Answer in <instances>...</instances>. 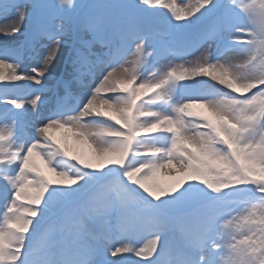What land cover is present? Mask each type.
Here are the masks:
<instances>
[{"label": "snow or ice", "instance_id": "snow-or-ice-1", "mask_svg": "<svg viewBox=\"0 0 264 264\" xmlns=\"http://www.w3.org/2000/svg\"><path fill=\"white\" fill-rule=\"evenodd\" d=\"M83 7L0 3V264H264V0Z\"/></svg>", "mask_w": 264, "mask_h": 264}, {"label": "rangeland", "instance_id": "rangeland-1", "mask_svg": "<svg viewBox=\"0 0 264 264\" xmlns=\"http://www.w3.org/2000/svg\"><path fill=\"white\" fill-rule=\"evenodd\" d=\"M34 1L35 0H27V2H29V3H33ZM13 2L23 3V2H25V0H0V3H4V4H11ZM55 2H58V0H40L39 3L40 4L41 3L42 4H44V3L51 4V3H55ZM75 2L77 4H79V5H84L86 0H75ZM90 2L91 3L83 11V13H102L105 10L103 8H101V7H95V6H101V5H105V4H109V3L123 2V0H91ZM133 2H134V0H133ZM168 2H171V1L168 0ZM227 2H228L227 0H220V3H227ZM195 3H196V0H175L176 9H179V8L184 7L186 5H194ZM30 10L31 9H29V11ZM153 10L154 11H160V12L164 11V12H167L166 14L170 15V13L168 12L167 9H162L161 8V9H153ZM9 13L15 14V10L13 9V10L9 11ZM61 23H62L61 20H59V19L55 20V24L56 25L59 26ZM173 23H175V21H173ZM65 24L67 26V22H65ZM80 35H82L85 40H92L93 39L92 33H90V32H83V33H80ZM23 38H24V36H18L15 39H9V37H6L4 35H0V46H5V45L8 46V47L22 46L23 45ZM73 39H75L77 41V43L75 45L79 46L78 40H77V33L75 31V24H73L70 27L69 35L66 37V45L68 46L69 49H71L70 43H71V41ZM103 50H104V46L101 43H99V42H95L92 45L91 53H89V50L87 48L83 49V51L86 54H88V60L84 63V65L82 67L81 75L78 78V80L73 82L72 85H71L70 95H69V99H68V102L70 104H74L75 103V99L74 98L79 94V92L81 91L83 85L85 83L90 84L92 82V77H91V75L89 73L88 61L95 60V55L94 54L95 53H99V52H101ZM202 50L203 49H201V51ZM149 51H151V49H149ZM198 53L199 52H197L195 55H192V56H186L183 59L175 57L172 53H165L166 54L165 57H167L166 59H163V58L159 57V59H160L162 64H159L158 61L154 62L152 64V66L149 67V70L145 73V75L152 76L154 73L155 74H158V73L160 74L159 68L162 67V65L164 63L169 62V61H170L169 63H174V64H177V65L183 64L184 67H186V68L190 67L191 64L199 58L200 55L198 56L197 55ZM242 60H243V58L240 59V60H237V62H242ZM29 63H31V61L26 60L25 64L27 65ZM62 68H63L62 64L57 66L56 71L53 72V77L54 78L57 76L58 72L62 71ZM209 82H211V81H209ZM16 83H25V82L21 81V82H16ZM139 83H140V80L137 79L136 84L132 85V87L138 86ZM181 83H185V82L182 81ZM217 87H221V86L217 85ZM49 88L50 89H54L55 88V80L50 81ZM224 90L227 91V89H224ZM61 94H63V89H61ZM102 95H116V94L115 93H107V94L102 93ZM50 99H51V95L46 97V100H50ZM143 99H147V95L143 96ZM154 106L155 105H153L152 107H154ZM26 107H27V105H26ZM194 110L195 111H202V112L207 113V110L203 109V108H196ZM31 114H32V110L29 109V112H28V115L26 117V120H30L31 119ZM113 123H114V121H113ZM53 135L56 136L57 138H60L62 136V134L60 132H56V131H53ZM37 163L40 164L41 170L44 172V174L49 179H51V180L57 179V177H55L54 174L48 172L47 169L44 168L42 162H40L39 159H37ZM165 171H167V170H165ZM157 181L161 185H169V184L172 183V176L166 175L164 172H162L161 174L158 175ZM0 188H2V185H0ZM26 191L28 192V194H31V189H28ZM3 203H4V201H0V205H3ZM18 203L24 204V203H27V201L22 198L20 201H18ZM94 226H96V225H94ZM91 258L95 259V257H91ZM117 258H119V257H117ZM133 259H138V258H133Z\"/></svg>", "mask_w": 264, "mask_h": 264}, {"label": "bare ground", "instance_id": "bare-ground-1", "mask_svg": "<svg viewBox=\"0 0 264 264\" xmlns=\"http://www.w3.org/2000/svg\"><path fill=\"white\" fill-rule=\"evenodd\" d=\"M171 2H172V0H170ZM8 16H9V18L10 19H12V18H14L15 17V14H11V13H8ZM7 25H6V23H5V21L3 20V19H0V27H6ZM203 51V50H202ZM201 51V52H202ZM201 52H199L197 55L199 56L200 54H201ZM231 55V54H230ZM163 59H166L167 57H165V56H163L162 57ZM243 57H236V56H232V62L233 63H239V62H237V60H240V59H242ZM170 62V61H169ZM169 62H166V63H164L163 65H162V67H160L159 68V72L160 73H162L165 69H167L168 67H169V65L170 64H174V63H169ZM172 62V61H171ZM158 63L159 64H162L161 63V61H160V59L158 60ZM174 65H177V64H174ZM159 74V73H158Z\"/></svg>", "mask_w": 264, "mask_h": 264}]
</instances>
